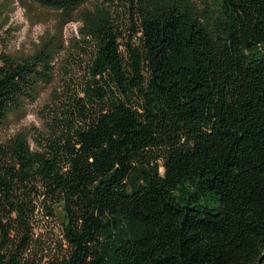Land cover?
<instances>
[{
  "label": "trees",
  "instance_id": "obj_1",
  "mask_svg": "<svg viewBox=\"0 0 264 264\" xmlns=\"http://www.w3.org/2000/svg\"><path fill=\"white\" fill-rule=\"evenodd\" d=\"M28 2L54 26L0 54V134L71 22L82 71L0 140V264H264V0Z\"/></svg>",
  "mask_w": 264,
  "mask_h": 264
},
{
  "label": "rangeland",
  "instance_id": "obj_2",
  "mask_svg": "<svg viewBox=\"0 0 264 264\" xmlns=\"http://www.w3.org/2000/svg\"><path fill=\"white\" fill-rule=\"evenodd\" d=\"M55 14L43 12L37 9L28 0H0V54L23 55L30 53L38 43L39 37L48 31H52ZM79 22H71L64 28V39L66 41L65 51L56 58L55 82L45 88L40 97L33 103L24 107L21 113L13 114L7 131L0 134V140L18 130L24 129L30 132L43 128V111L45 104L49 102L51 92L60 89V77L65 83L72 82L81 75L82 54L73 49L71 43L78 38ZM82 45L81 43H78ZM68 74V75H66ZM56 213L60 219L59 208ZM41 238L47 248V257L55 253L61 241V232L56 220H47L41 223Z\"/></svg>",
  "mask_w": 264,
  "mask_h": 264
}]
</instances>
